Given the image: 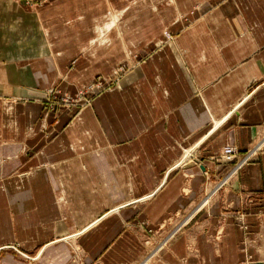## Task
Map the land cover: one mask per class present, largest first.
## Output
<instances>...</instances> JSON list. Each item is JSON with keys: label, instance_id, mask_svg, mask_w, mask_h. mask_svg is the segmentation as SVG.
<instances>
[{"label": "crops", "instance_id": "crops-1", "mask_svg": "<svg viewBox=\"0 0 264 264\" xmlns=\"http://www.w3.org/2000/svg\"><path fill=\"white\" fill-rule=\"evenodd\" d=\"M28 6L0 0V246L35 258L1 251L0 264H68L75 241L82 264H139L158 226L159 240L180 227L152 264H264V150L231 176L218 155L231 145L242 159L264 136V0ZM86 31L91 66L125 42L134 66L99 119L28 158L45 80L67 71Z\"/></svg>", "mask_w": 264, "mask_h": 264}, {"label": "rangeland", "instance_id": "rangeland-1", "mask_svg": "<svg viewBox=\"0 0 264 264\" xmlns=\"http://www.w3.org/2000/svg\"><path fill=\"white\" fill-rule=\"evenodd\" d=\"M126 1L127 0H124V2ZM21 2H23L26 7H29L28 5L39 7L41 4L47 2V0H21ZM129 9L130 6L128 7V10ZM123 19H125V17H123ZM96 22L99 21L97 20ZM88 32L86 31V47L80 48L78 52L76 51L77 53L75 57H73V59L67 66V71L65 73H59L57 79L45 80V83H49V86L42 91L41 97L37 98V101L40 104V110L38 111L37 116V129L35 131L32 130V132L30 131L28 133V135H31L34 138L36 137V134L39 135V137H36L38 138V143H34V138L27 139L28 142L29 140L31 141V143H28L26 148L28 158L34 156L36 151H41L39 149L40 145H42L40 147H42V150L44 151L45 146H47L51 142H55L58 138H63L64 130L68 127L73 126L76 122L79 123L83 121L85 116L86 121L91 119H99L98 110L100 109L102 104H104V100L106 99V101H109L110 99V101H112V94L114 90L119 87V81L122 79V77L127 75L134 66L131 60L127 58L131 52L129 48L127 49L126 42L123 44L124 46L122 49L120 48L116 50H110L108 48L111 51L110 53L108 52V49H104V52L98 55L97 59H100V61L102 59L104 60L106 53L108 62L105 63L106 61H102L101 63H98L97 61L98 65L91 66L92 62L86 56L85 52L90 51L96 53L95 51L97 48H95V46H92L93 44L91 43L97 35L94 31H92L91 34L87 35ZM83 34L84 33H78V38L81 39L80 37ZM171 38L172 35L168 32H165L161 38H156L155 44L157 45L158 43L169 40ZM121 53L123 57L125 56L126 58L117 63L118 56ZM83 63H86L85 68L82 67ZM79 68L80 71L78 70ZM87 68L89 72H95L93 75H90V77L86 75V72H84ZM82 69L85 70L82 71ZM71 71H76L77 74L72 77V75H70ZM225 146H230L236 152L235 157L231 161H227L221 156L223 153V148ZM225 146L220 150L218 155L222 162L232 163V170H230L229 174L233 175V169L241 163L242 159L246 155H248L250 152L252 154H250V159L246 162L248 163L249 161H252L254 158H256V156L264 150V136H262V138L252 148L243 152V155L240 157L242 159H237L238 151L234 146ZM191 155L192 152L190 150L186 151L177 162L181 161L182 159H184L183 161H185L189 159ZM241 166H243V164ZM240 167L234 173H236L240 169ZM238 218L241 217L238 216ZM171 227L173 228L171 229ZM161 229L162 226H158L155 229H146V234L143 237V243L148 251L143 261H141L139 264H152L154 260L158 259V254H160L162 250L168 246V240L170 238H173L174 234L178 230L175 228V226H170L169 229H171V231L167 235L168 237L166 236L168 239L166 238L164 240L163 237L162 240H159L158 237L160 235H158V232ZM66 243H68L72 249V255L68 264H82L80 246L76 243V241L74 243ZM76 244L77 247H75ZM1 251L12 252V254H14L17 259L25 260L26 262L34 261L33 259L35 258L34 255H30L21 251L20 244L18 243L0 246V252ZM153 253L156 254L154 258L151 257L152 255H154Z\"/></svg>", "mask_w": 264, "mask_h": 264}, {"label": "built area", "instance_id": "built-area-1", "mask_svg": "<svg viewBox=\"0 0 264 264\" xmlns=\"http://www.w3.org/2000/svg\"><path fill=\"white\" fill-rule=\"evenodd\" d=\"M235 150L233 149V148H231L230 146H225L224 148H223V153H222V158L223 159H225V160H227V161H231L234 157H235ZM251 154V152L248 154V155H246L243 159H242V161H241V163L239 164V165H237L234 169H233V171H232V174H234V172L242 165V164H244V163H246L249 159H250V156L252 155H250ZM231 174H229V176H230Z\"/></svg>", "mask_w": 264, "mask_h": 264}, {"label": "bare ground", "instance_id": "bare-ground-1", "mask_svg": "<svg viewBox=\"0 0 264 264\" xmlns=\"http://www.w3.org/2000/svg\"><path fill=\"white\" fill-rule=\"evenodd\" d=\"M207 200V199H206ZM206 200H204V202H206Z\"/></svg>", "mask_w": 264, "mask_h": 264}]
</instances>
